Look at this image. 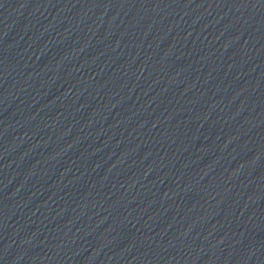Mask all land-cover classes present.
Instances as JSON below:
<instances>
[{
  "label": "water",
  "instance_id": "water-1",
  "mask_svg": "<svg viewBox=\"0 0 264 264\" xmlns=\"http://www.w3.org/2000/svg\"><path fill=\"white\" fill-rule=\"evenodd\" d=\"M0 264H264V0H0Z\"/></svg>",
  "mask_w": 264,
  "mask_h": 264
}]
</instances>
